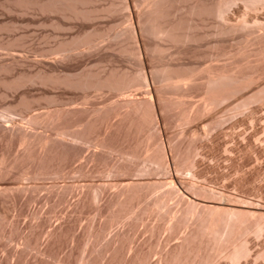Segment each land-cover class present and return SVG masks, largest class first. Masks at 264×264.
<instances>
[{
	"label": "rangeland",
	"instance_id": "374dc122",
	"mask_svg": "<svg viewBox=\"0 0 264 264\" xmlns=\"http://www.w3.org/2000/svg\"><path fill=\"white\" fill-rule=\"evenodd\" d=\"M5 1L6 0H0V63L2 62V64L6 65L10 64L12 69L8 74H0L2 80L9 81V79L11 80L23 73L29 74L35 73L37 70L51 69L50 67H52V65V68L57 66L58 69L65 70V72L69 74H78V72L80 73V71L82 72L86 69H91L93 71H99L100 69L108 71L113 67L115 70L133 72L136 67H138V61H134V58L132 59L131 56L120 55L114 49V42L103 43V45L107 44L111 48H108L106 45V48L100 47L97 51L83 53L80 57L77 56L64 62L56 61L57 59H55L56 56L54 55L41 53L42 50L54 48L58 43L57 41L74 36L80 27L79 25L83 27L86 25L85 27L89 30L93 27L100 29L109 28V26H115L116 32L124 30V28L130 24L128 20H125L127 19L125 10H121L122 13L118 11L114 14V17L113 15L112 17L103 16L96 18L97 20H92V22L90 21L89 24L88 22H83V24L82 22L74 20H66L65 22V19L59 15H53L52 17L43 15L42 18H40L41 16H32L30 14L21 15L20 12H18L20 8L17 9V7H13L14 10L8 12L2 5ZM127 1L128 4H130V12L134 14L133 12L137 11L138 7L136 6L133 8V0ZM103 4L106 5L103 7ZM107 4L108 2H99L95 3L93 7H98L99 9L101 6L100 8L105 9L106 7L107 9ZM235 6L236 9L235 7L231 8V12H229L230 15L247 11L240 2H237ZM133 9L136 10L133 11ZM258 10L260 12L258 11L257 13L264 14V6H260ZM120 17L121 19H119ZM55 18L59 19L62 25L64 23L65 30H54L52 23L58 22ZM61 18L64 22H62ZM50 19L53 21H50ZM30 20L36 23H31ZM23 21L24 23H21ZM208 21H210L208 24L211 23L210 25L212 26H208L206 23L205 25H207L209 30L204 25V28L207 29H205V31H203L204 28L202 26L200 30H203L200 31V36H207L209 33L210 36L212 35V29L215 24L214 21ZM131 23L138 32L136 19L132 18ZM235 35L231 37L226 36L220 38V40L219 38L217 40L213 35L211 37L203 36L204 38L201 37L199 45V42H195L193 46L191 45L189 47L188 45L189 48L187 46L185 49L184 47L178 46L167 47V51H164L165 54H163L161 63L168 62L167 64H171L170 66L174 64V66L183 64V67L190 66L193 68L194 66V69L198 66L196 71L198 73L199 71L202 72V75L199 73L200 77L199 74H197L198 83L204 82L203 77L205 69L208 67L225 66V68L237 72V69L241 67L242 64V66L248 65L249 67L244 68L242 70L243 73H253L254 71L251 68L258 66L257 70L259 69V72L256 70L258 75L257 73L255 74L256 77H254L255 79L253 83H251L252 85H250L252 87L249 86L250 88H246L247 90L245 89V92L243 91L239 93V95L237 94V96L234 95L233 97L235 99L232 97L228 99L230 102L226 101V103L224 102L219 105L218 108H213L210 112L206 111L200 117L193 118V122L191 119L189 121L190 124L187 121L186 123L183 122L184 125H182V120H180L181 118L178 115H180L182 109L190 113L194 112L199 107L202 100V83H199L200 90L194 89L193 91L192 89L188 91L190 95L188 93L186 94L185 99L188 97L186 102L189 106L186 105L185 109L183 107L182 109L181 107L169 108L166 106L167 103L164 104V102L158 100L156 95L157 92L155 93L153 90L158 87L159 79H157L158 77L156 78L155 74H153L155 76L152 78V68L159 65L160 62L150 58L152 57V53L149 50L151 48L150 46H152L150 43L154 42H148L147 38H141V36L139 38L141 42H137L138 45L136 44V46L138 47V51L140 50L139 59H142L140 60L142 61L141 63H143L142 65H144V72L147 76V86H149L144 89L140 88L142 89L141 91H138L139 89L136 87V91L134 88L129 89L131 91L128 90L121 95L123 98L114 92L110 93V91L106 90L101 92H94L93 90L82 91L79 89L65 88L63 86L46 88L45 86L37 84L26 85L13 90L6 89L0 84V110L10 106L15 108L14 110L16 113L9 123H7V119L0 118V264H163L166 260L165 258L169 257L168 254H171V251L174 250L173 248H176L179 243L182 242V238L187 235V230H191V227L193 228L196 224L197 220L195 219L197 215L202 212L200 208L202 206L197 207L198 204L202 205L208 202L215 205L217 203L216 206L218 205L224 208L234 207V210L235 208L237 209L236 211L253 210L256 211L255 214L257 215L259 214L257 212L263 214L264 101L262 100L263 102L261 101L260 103L254 102V104H250L252 106H245V109L240 104L241 108L238 107L239 109H237L239 101H242V99L244 101L245 98L247 99L248 96L250 97L251 93L255 92L253 90H255L257 86H264V64L261 65L262 63L257 62V60H259L258 58H260L258 57L259 55H257V51L260 49L259 47L263 46L259 45L258 47L256 44L257 42H251L250 38L252 36L244 37V35ZM226 38L227 40H223ZM215 39L217 42L213 41ZM238 39L239 42H237ZM215 42L216 44H213ZM143 43L146 47L143 46ZM239 45L240 47H238ZM112 48L114 51H112ZM145 48H147L148 54H146ZM244 49L246 52L243 51ZM172 51H175L174 54L176 55H174ZM192 53L193 55H191ZM224 54L228 55L225 56ZM220 56L221 58H219ZM222 60H224V62ZM243 62H246V64ZM134 65L136 67H134ZM206 65L208 66L205 67ZM236 65L238 68H235L237 67ZM62 66L64 69H62ZM154 86L156 87L153 88ZM145 89L151 92L155 108L153 110L154 114H156L154 116L155 121L152 122L149 128H145V130L142 128L141 131L139 130L140 133L139 131L135 132V128H128L126 122L121 123L119 116H110L108 121H101L102 124L99 123L100 121L93 124L89 123V121L91 122L92 120H88L92 118V110L100 108L102 110V108H106L107 106V108H109V105L112 106V104L120 103L128 98L141 100L145 98L144 96L148 93V90L145 92ZM143 92L145 95H143ZM196 92L198 93L195 94ZM84 96H86L85 100ZM49 97L53 102L49 100ZM22 100L26 105L28 104V111L22 109ZM24 102L23 106L25 105ZM158 102H160V104ZM201 106L202 104L200 107ZM91 107L95 108L92 109ZM220 107L222 108L220 109ZM189 108L191 109L189 110ZM57 109L74 111L72 115L66 116L61 126L65 127L68 124L66 126L68 128L67 130L71 132H77L76 129L78 130L83 126L85 130H87L86 142H74L71 137H67V140H61V137L58 135L57 124H51L45 119L38 124L29 122V118L34 115L45 118L49 111L52 110L54 112ZM231 109H235V111L238 110L239 112L232 111ZM115 118L119 120V123H117L118 120ZM23 132L28 134L31 133V138L29 137L30 139L27 144V141L24 143L20 141V135H22ZM150 132H153V134ZM146 133L150 136V141L149 138L147 140L145 139L148 137ZM44 137H47V139L49 138L48 143H45L46 147H44L45 144L39 140ZM100 140L109 148H112V151L99 148L97 143L98 141L101 142ZM180 144L181 147L179 146ZM132 146H134V148H132ZM153 146H155V148L161 146V149L164 148L162 152L164 153L165 163L167 164L165 170L158 171L155 170L154 166H150L146 163L143 164L144 158L155 149ZM191 149L193 151H191ZM123 152H130L133 154L136 152V158L127 161V159L124 158V154L122 155ZM227 152L230 155H227ZM187 153H192L190 154L192 157L190 162H192L194 158L195 160L192 162V167L182 169L180 168V164L185 155L189 156ZM179 159H181V161H179ZM128 165L131 168H129ZM120 167L124 169L126 167L128 169H133L134 167V169L138 170L141 168L140 170L144 169L147 171L135 172L131 175L118 174L115 172L107 174L109 170L118 169ZM124 181L132 182L137 185L141 183V187H143L139 188L140 193H142L140 198L135 199L136 202L133 200L131 203L127 204L130 209L127 205H124V207L122 206V208L116 203L119 193L122 190L121 184ZM172 181L178 189L177 193L182 194V197L184 195V198L186 197L189 201L193 203L196 202L195 204H197L196 212H194L195 209L193 210L195 215L194 213L192 214L195 217L192 215V217L188 216L186 220L184 219L186 224L184 222L185 225H180L176 227L177 229H174L173 226L176 220L179 219V217L181 218L185 210L184 208H186L183 206H186V203H182L184 201L177 203V200H169L166 206H162L163 208L158 207L161 208L160 210H158L157 207L155 209L154 206L152 207L151 205L155 197L169 189V182ZM150 183L152 184L151 186ZM156 184H159L158 187ZM145 186L146 188H144ZM147 187L151 188L149 189ZM146 189L147 191H145ZM151 191L153 192L151 193ZM200 191L207 193L206 197L208 198L199 196ZM143 208H150L151 210H146V212ZM121 209L123 210L121 211ZM167 212H169V214ZM257 215L252 217H256L255 219H257L259 217V215L258 217ZM175 217L177 219H175ZM193 220H195V224ZM262 222L264 223V218L261 223ZM263 226L264 224L262 227ZM171 229H173V231ZM250 234L252 233L246 235V238L248 237L246 240L248 241V249L250 250L248 254L250 253L251 255H247V257L240 260L241 262L239 261V263L238 261L235 263L232 262L233 264H264V229L260 234L261 236L258 235V237H255V235ZM257 256H263V258H258ZM218 259L215 260V264H232L223 256L222 260L220 256Z\"/></svg>",
	"mask_w": 264,
	"mask_h": 264
},
{
	"label": "bare ground",
	"instance_id": "6f19581e",
	"mask_svg": "<svg viewBox=\"0 0 264 264\" xmlns=\"http://www.w3.org/2000/svg\"><path fill=\"white\" fill-rule=\"evenodd\" d=\"M99 2H106V3L108 2V4H107L108 8L107 9H106V7H105V9L100 8L101 7L100 5H99L100 6L99 9H98V7L94 8L93 7L94 4L99 3ZM237 2H240L241 5H243L245 7V9H247V11L244 13L237 12L233 15H230L229 12H231L230 11L231 8L235 7V9H236L235 5ZM2 5L6 8V10H8V12L13 11L14 10L13 7H17V9L20 8L18 12H20L21 15L30 14L32 16H41L40 18H42L43 15H48L51 17L53 15H59L63 19H65V22H66V20H71V21L74 20V21L82 22V23L88 22V24L90 21L92 22V20H95L96 18L103 17V16H108V17L111 16L112 17V15L114 17V14L117 13L118 11H120L122 13V11L125 10L126 15L125 14L124 15L127 17V19H125V20H128L130 22V24L127 25L124 28V30L116 32L115 26H109V28H100V29L93 27L94 29L92 28L91 30H89L88 28L85 27L86 25H84V27L79 25L80 27L78 28L77 33L75 35L73 33L74 36H71L70 38L68 37V39H62V40L57 41L58 43L57 44L55 43L56 46L55 47L53 46L54 48H51V49L49 48L48 50H42L41 53H45L48 55H54V56H56V58H55V59H57L56 61H60V62L63 61L64 62L66 60L69 61V59H72V58L77 57V56L80 57V55L83 53H89V52H92L95 50L97 51V49L99 50L100 47L106 48L107 44L103 45L104 42H114V46H115L114 49L120 55L131 56L132 59L134 58V61L135 60L138 61L137 62L138 67H136L134 65V67H136V69L133 72L123 71L122 69H121L122 71L115 70L113 67L112 69H110L108 71H103L101 69L99 71H96V70L93 71L91 69H86V70H83L82 72L80 71V73L78 72V74H69V73H66L65 70L63 71V70L58 69L57 66L52 68L53 67V65H52V67H50L51 69L37 70V72L34 71L35 73H29V74L23 73L21 75H17L16 77L12 78L11 80L9 79V81H5V80H2L0 78V84H2L3 87H5L6 89L15 90V89L24 87L26 85L37 84V85L45 86L46 88L47 87L63 86L65 88L77 89V90L79 89L82 91L93 90L94 92H101V91L106 90V91H110V93L114 92V93L120 95V97H122L121 95H123L124 93H126V91H128L129 89H132V88H134V90L136 88H138L139 89L138 91H141L145 87L149 86V85L147 86V76L144 72V65H142L143 63H141L142 59L141 58H140L141 60L139 59V56H140L139 51L140 50L138 51V47L136 46L137 42L140 41L139 38L141 36V38L142 37L147 38L148 42H154V43H150V45L152 44V46L148 45L151 47L149 50L152 53V55H151L152 57H150V56L149 57L153 60H157L158 62H160L159 65L156 64L157 66H154V67L151 66V67H153L152 68L153 72L150 69L152 72V75L155 74L156 78L158 77L157 79H159L158 80V82H159L158 87H156V86L153 87V88L156 87L153 91L155 93L157 92L156 95L158 98L157 97L156 98L158 100L164 102V104L167 103L166 106H168L169 108H180L181 107V109H182V107H183L185 109L186 105H188L186 102L187 101L186 99L188 97L185 99L186 94L188 93V91H190L192 89H193V91H194V89L200 90V84L199 83H202L201 84V90H202L201 104H202V106L200 107V105H201L200 104L199 105L200 108L199 107L197 109L195 108L196 110L194 112L189 111L190 113H187L188 111L185 112L182 109L181 110L182 115H181V113H180L181 116L178 115L181 118L180 120H182V123L183 122L186 123L187 121L189 122L191 119L193 122V118H197L198 116L200 117L206 111L210 112V110L213 108L214 109L216 107L218 108V106L221 105L222 103H224V102L226 103V101H229L228 99H230L231 97L234 98L233 97L234 95L237 96V94L239 95V93L243 92L246 88L249 89L250 87H252L250 85H252L251 83H253V81L255 79L254 77H256L255 74L257 73V71L259 69L257 70L258 66L257 67L254 66L251 69H253L254 72L257 70L255 73L254 72L252 73L249 71H248L249 73H243L242 70L244 68H247L248 65L242 66V64H241V67H239V68L236 65L237 67H235V68H238L237 69L238 71L236 70L237 72H233V71L225 68V66L224 67H215V66L208 67L205 69V74L203 77L204 82L198 83L197 82V80H198L197 74L201 73V75H202V72L199 71L200 70L199 68H198L199 73L196 71V68L198 66L194 69V66H193V68L190 66L183 67L182 66L183 64L182 65L178 64V66H174L175 65L174 64L173 66H170L171 64L168 65L167 64L168 62L161 63L163 60V54H165L164 51H167L166 50L167 47L178 46V47H184V49H185V47L186 46L188 47V45H189V47L191 45L193 46V43H195V42H199L198 43V45H199L200 41H201L200 40L201 37L204 38L203 36H205V35L200 36V31L203 30V29L200 30V28L202 26L204 28V25L206 23L208 26H212V25H210L211 23L208 24L210 22L208 20H211V22L214 21V24H215V26L212 29V35L214 37H216L217 40H218V38L220 40V38H223L226 36L231 37L232 35H235V34H236L235 36H237V34L242 35V36L244 35V37H251L252 36L250 38L251 42H257L256 44L258 45V47H259V45L263 46V47H259L260 49H258V51H257V53H258L257 55H259L258 57H260V58H258L259 60H257V62L262 63L261 65L264 64V14L257 13L259 11L258 8L260 6H264V0H133L132 5H134V7L133 6L132 7L133 8H135L136 6L138 7L137 11H135L136 9H133V11H135V12H133L134 14H132L130 12V10H129L130 4H128L127 0H6L5 3ZM104 5H106V4H103V7H104ZM95 7H96V5H95ZM244 7H243V9H244ZM62 18H61V20H62ZM132 18L136 19L138 32H137V29H134V27L131 23ZM52 19H54V18H52ZM52 19H50V21H53ZM119 19H121V17ZM38 20H39V18H38ZM56 20H58V22L57 21L53 22V23L51 22L54 30L55 29L65 30L64 23L62 25V23L59 21V19H56ZM30 21H31V23H36L33 20H30ZM62 22H64V21L62 20ZM11 23H13V22H11ZM21 23H24V21ZM42 24H44V23H42ZM90 24H92V23H90ZM207 25H205L206 28H208ZM76 26H74V27H76ZM100 27H102V26H100ZM206 28H204L203 31H205ZM208 30H209V28H208ZM207 36H210V33ZM207 36H205V37H207ZM233 38H235V37H233ZM247 39H249V38H247ZM217 40L215 39L213 41L217 42ZM223 40H227V38L223 39ZM244 41H242V42H244ZM216 42L213 44H216ZM221 42H222V40H221ZM237 42H239V39ZM249 43H250V41H249ZM143 46H145V44ZM107 47L111 48L108 45H107ZM238 47H240V45ZM188 48H186V49H188ZM114 49L112 51H114ZM145 49L147 52L148 51L147 48H145ZM179 49H181V48H179ZM197 49H198V47H197ZM109 51H110V49H109ZM243 51H245V49ZM254 51H256V50H254ZM99 52H101V51H99ZM174 52H173V54H174ZM240 52H242V51H240ZM253 53H255V52H253ZM95 54H97V53H95ZM146 54H148V52ZM235 54H238V53H235ZM174 55H176V54H174ZM191 55H193V53ZM200 55H202V54H200ZM227 55H225V56H227ZM87 56H88V54H87ZM247 56L248 55L246 53V57ZM183 57H184V55H183ZM195 58H197V57H195ZM219 58H221V56ZM228 59H230V58H228ZM247 59H248V57H247ZM215 60L218 61L217 59H215ZM236 60H235V62H236ZM53 61L56 62L55 60H53ZM196 61H198V60H196ZM222 61L224 62V60H222ZM164 62H165V60H164ZM171 62H173V61H171ZM189 62H190V60H189ZM246 62H247V60H246ZM246 62H243V63L246 64ZM192 63H193V61H192ZM248 63H249V61H248ZM252 65H254V64H252ZM207 66L208 65H206L205 67H207ZM11 67L12 66H10V64L6 65V64H2V62H1L0 63V74H2V73L8 74L12 69ZM62 69H64L63 66H62ZM247 70H245V71H247ZM263 71H264V69H263ZM263 74H264V72H263ZM263 74H262V76H263ZM155 75H153L152 78H154ZM257 75H258V73H257ZM199 77H200V74H199ZM257 80H259V79H257ZM154 83H155V81H154ZM152 85H153V83H152ZM140 88H142V89H140ZM69 89H66V90H69ZM147 90L145 89V92ZM129 91H131V90H129ZM253 91H255V92H253ZM253 91H252L253 93H251V96L250 97L248 96L249 98L247 97V99L245 98L244 101H243V99H242V101H239V106H237V109L241 108L240 107L241 105L245 109V106L247 107L248 105H250L252 103L254 104V102L260 103L262 100L264 101V86L259 85ZM197 93L198 92H196L195 94H197ZM199 93H200V91H199ZM125 95H124V97H125ZM143 95H145V93ZM141 97H142V95H141ZM144 97L145 98H142L141 100H138L137 98H135L137 100H133V99L128 98V99L123 100L120 103H116L114 105L112 104V106L109 105L110 106L109 108H107L108 106L106 108H102V110H101V108L100 109H94L91 112L92 118L88 119V120L92 119L91 122L89 121V123L93 124V123H96L98 121H100L99 123H101V121H105V120L108 121V118L110 116H114V117L119 116L121 123L126 122V124L128 125V128L129 127L133 128V129L135 128V130H136L135 132H138L139 130L141 131L142 128L145 130V128L146 129L149 128L151 126L152 122L155 121L154 116L156 114H154V110H153L155 108H154L151 92L148 90V93H146V96H144ZM85 99H86V96H84V100ZM49 100H51L50 97H49ZM23 102L24 101L22 100V102H21V106L23 107L22 109L24 111H28L29 110L27 108V107H29L28 104L26 105V103L24 102L26 106L25 105L23 106ZM117 102H119V101H117ZM158 103L160 104V102H158ZM192 104H193V102H192ZM196 104H195V107H196ZM188 106H187V108H188ZM250 106H252V105H250ZM16 107H18V106H16ZM93 108H95V107H93ZM221 108L222 107H220V109ZM14 109L15 108H12L9 106V107H5L4 109L0 110V118L1 119H7V121H8L7 123H9L11 121L12 117L16 114ZM190 109L191 108H189V110ZM232 111H235V109ZM236 111H238V110H236ZM240 111H241V109H240ZM81 112L83 113L82 110H81ZM172 112H174V111H172ZM72 113H74V111L73 110L70 111L68 109L66 111L57 109L54 112L51 110L48 112V114H46L45 118H42L39 115H37V116L34 115V116L29 118V122L32 124H38L43 119H45L47 122H49L51 124H54V125L57 124V126H58L57 131H58V135L61 137V140L62 139L67 140L68 139L67 137H71L74 142H78V141L86 142L87 141L86 140V136H87L86 131L87 130H85V128L82 125L81 126L83 128L81 127L80 128L81 130L78 129L80 131H78L76 129L77 132H71L70 130H67L68 128L66 126L68 124L66 126L64 125L65 127L61 126V123L66 118V116H69L70 114L72 115ZM75 113H77V112H75ZM176 113H177V111H176ZM238 114H240V113H238ZM207 115H209V114H207ZM175 116H176V114H175ZM176 118H177V116H176ZM115 119H117V118H115ZM200 119H203V118H200ZM223 119H225V118H223ZM169 120H171V119H169ZM65 121H67V120H65ZM176 121H179V120H176ZM117 123H119V120ZM189 124H190V122H189ZM175 125H176V122H175ZM182 125H184V123ZM128 128H126V129H128ZM140 131H139V133H140ZM126 132H127V130H126ZM150 133L153 134V132H150ZM30 135H31V133L28 134L26 132H23L22 135H20V138H21L20 141H22L23 143L27 141L26 142V144H27L29 139L31 138ZM146 136H148L147 138H145L147 140L150 136L148 134ZM32 137H33V135H32ZM39 140L45 144V143H48L49 138L47 139V137L46 138L44 137V138H40ZM102 140H104V139H102ZM149 141H150V138H149ZM97 144H98V147L101 148L102 150L112 151V148H109L107 145H105L103 143V141H101V142L98 141ZM97 144L95 145L96 147H97ZM136 144H137V142H136ZM179 146L181 147V144ZM44 147H46V144L44 145ZM136 147H137V145H136ZM153 147L155 148V146H153ZM161 147H156L153 151H151L152 153L150 152L149 155L147 154L148 156L146 158H144L143 164L146 163L150 166H154L155 170H158V171L159 170H165L167 164L165 163V156H164V153L162 152V149H164V148L161 149ZM132 148H134V146H132ZM135 151H137V150H135ZM191 151H193V150L191 149ZM194 153H195V149H194ZM123 154L125 156L124 158H126L127 161L128 160L130 161V159L133 160L136 158V155H135L136 152L134 154L130 153V152H125V153L123 152L122 155ZM187 154L189 156L184 154L185 157H183L182 161H181V159H179V161H181L180 168H182V169L183 168L188 169V168L192 167V162H194L193 160H195V158H194L192 160V162H190L191 161L190 159L192 158L190 156V154H192V153H187ZM228 154L229 153L227 152V155ZM27 155H28V153H27ZM196 156H197V154H196ZM193 157H194V155H193ZM27 158H28V156H27ZM141 160H143V159H141ZM120 168L114 169V170H109V171L107 170L108 171L107 174L115 172L118 174H124V175L130 174L131 175L135 172H146L147 171L144 169L140 170L141 168H139V170L134 169V167H133V169H128L127 167H126L127 169L126 168L124 169L123 167L121 169ZM129 168H131V167L129 166ZM167 168H169V167H167ZM38 174H40V173H38ZM136 183H138V182H136ZM139 184L140 185L134 184L132 182H125L124 181L121 184L122 190L119 188L121 191L119 193L118 200H116L117 202L115 201L117 203V205L124 207V205L131 203V201L140 198L142 193H140L139 188H143V187H141V183H139ZM151 185L152 184L150 183V186ZM158 185L159 184H156L157 187H158ZM169 185H170L169 189L167 188L168 189L167 191H165L164 193L155 197V199L151 205H152V207L154 206L155 209L157 207V209L160 210L161 208H163L162 206H166V204H168L167 202L169 200H175V201L177 200V203L184 201L182 203H184V204L186 203V206L183 205L186 208H184L185 210L183 211L181 218L179 217V219H177L175 217V219H177V220L175 222V225L173 224L174 225L173 228L177 229L176 227L183 225L184 222L186 224V221H184V219L186 220V218L188 216L192 217L195 215L194 212H196V210H197L196 209L197 204H195L196 203L195 201H194L195 203H193L192 201H189L186 197L184 198V195L182 197L181 196L182 194L177 193L178 189L173 184V181L169 182ZM146 186L144 188H146ZM147 188H149V187H147ZM153 188H154V186H153ZM145 191H147V189ZM153 191H151V193ZM149 193H150V191H149ZM144 195H145V193H144ZM157 195H158V193H157ZM154 196H156V195H154ZM199 196H202L203 198H208V197H206L207 193L202 192V191L199 192ZM142 197H143V195H142ZM139 201H141V200H139ZM135 202H136V200H135ZM216 204L213 205V204L206 202V203H203L202 205L201 204L197 205V207L202 206V207H200L202 212L200 211L201 213H199L197 215V217L195 219V220H197L196 224H195V220H193L194 224H195L194 227L193 228L191 227V230L189 229L190 231L186 229L188 231L187 235H185V237L182 238V242H180L176 248H173L174 250L171 251L172 253L170 252L171 254H168L169 257L165 258L166 260H165V262H163V264H215L216 263L215 260L218 259L219 256L221 257V260H222V256H223L225 259H227L228 262L230 261L231 263L232 262L235 263L238 261V263H239V261L242 259H245L247 257V255L249 256L250 253L248 254V251H250V250L248 249L249 244L247 243L248 241L246 239L248 237L246 238V235L247 234L249 235V233H252L250 235H255V237L256 236L258 237V235L261 236L260 234L262 233V231L264 229L263 228L264 226L262 227V225L264 223L263 222H262L263 224L261 223L262 219L264 218V213L261 214L260 212H257V213H259L258 214L259 217H258V215L255 214L256 211H253V210L236 211L237 209L235 208V210H234V207H232V208H229V207L226 208L225 207L224 208V207H221L218 205L216 206ZM126 207H125V209H126ZM158 207H161V208H158ZM128 208H129V206H128ZM146 208H147V206H146ZM144 209L145 208H143V210ZM149 209H145V211L149 210ZM194 209H195V211L193 212ZM122 210L123 209H121V211ZM140 211H141V209H140ZM119 213H120V211H119ZM126 213H128V212H126ZM167 213L169 214V212H167ZM193 213H194V215H192ZM163 214H165V213H163ZM256 215L258 217L257 219H259V220L255 219L256 217H254V218L252 217V216H256ZM188 219H190V218H188ZM173 221H174V219H173ZM171 228H172V226H171ZM171 230L173 231V229H171ZM259 257H261V256H259ZM261 258H263V256ZM218 260H220V259H218ZM238 263H236V264H238Z\"/></svg>",
	"mask_w": 264,
	"mask_h": 264
}]
</instances>
